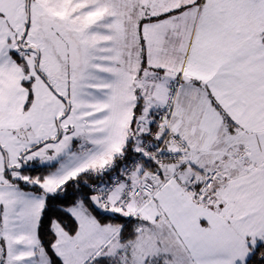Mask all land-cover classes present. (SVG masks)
<instances>
[{
    "label": "snow or ice",
    "instance_id": "snow-or-ice-1",
    "mask_svg": "<svg viewBox=\"0 0 264 264\" xmlns=\"http://www.w3.org/2000/svg\"><path fill=\"white\" fill-rule=\"evenodd\" d=\"M0 264H264V0H0Z\"/></svg>",
    "mask_w": 264,
    "mask_h": 264
}]
</instances>
